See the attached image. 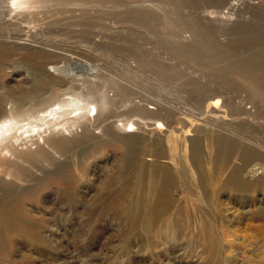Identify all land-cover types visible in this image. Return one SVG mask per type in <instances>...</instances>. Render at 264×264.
I'll use <instances>...</instances> for the list:
<instances>
[{
  "label": "bare ground",
  "instance_id": "bare-ground-1",
  "mask_svg": "<svg viewBox=\"0 0 264 264\" xmlns=\"http://www.w3.org/2000/svg\"><path fill=\"white\" fill-rule=\"evenodd\" d=\"M239 1L0 0L4 31L0 33V264H18L7 244L30 241L51 246L55 238H61L60 222L66 221L79 203L83 209L114 211L125 220L136 213L134 223L142 242L144 237L155 242L184 236L194 242L197 239L206 248V257L212 256L219 243L216 231L220 232L226 222L214 204L221 202L224 192L240 203L249 196L250 204L264 192V16L255 11L251 16L240 14L242 22L236 27L245 38L244 50L218 41L210 43L206 55L199 58L192 46L195 41H190L198 30L188 32L196 26L193 18L164 14L170 17L166 25L184 26L185 33L191 35L174 41L179 56L235 76L225 80L226 75H218L217 88L211 92L200 80L188 83L198 95L193 97L204 116L202 122L191 118L193 114L180 115L170 104L144 96L137 87L124 85L113 76L103 73L98 80L85 77L96 73L88 64L75 61V68L84 75L79 78L74 68L60 65L58 60L65 57L60 49L48 50L41 41L18 42L12 27L38 28L47 19H72L95 13L92 7H107L98 10L101 17L113 15L153 28L158 3L180 6L186 2L203 4L201 20L205 23L201 26L207 31L213 27L212 21L230 23V16L235 15L231 9ZM252 5H261L259 9L264 11V0ZM254 20L263 23L248 26ZM140 55L132 57L139 61L144 58ZM242 87L254 98L251 110L243 99L238 102L232 95V90L242 95ZM204 101H209L207 108ZM160 115L170 121L167 132L164 128V132H155ZM228 117L235 119L229 123ZM235 125L238 129L233 132ZM228 132L236 137H227ZM110 147L116 162L98 168L96 177L88 175L93 161L108 159L102 150ZM99 171L103 173L100 176ZM208 190L212 196H206ZM40 192L47 200L42 207L36 202ZM54 202L57 207L51 206ZM261 202L250 213L264 221Z\"/></svg>",
  "mask_w": 264,
  "mask_h": 264
},
{
  "label": "rangeland",
  "instance_id": "rangeland-1",
  "mask_svg": "<svg viewBox=\"0 0 264 264\" xmlns=\"http://www.w3.org/2000/svg\"><path fill=\"white\" fill-rule=\"evenodd\" d=\"M233 1L229 0V3ZM255 2L257 0H240L238 5L236 4L235 8L231 9L235 15L230 16L232 17L230 23L221 24L220 21H215L214 23L212 21L213 27H207V31L201 26L205 23L201 20V12L204 11L203 4L195 6L185 2L188 4L187 6L185 3L180 6H170L165 3H161L160 5L158 3L159 7H155V9L159 15L157 23L153 28H145L135 22L119 20L113 17V15L105 18L101 17L103 13L98 10H106L108 8L92 7L91 9L95 11L93 14L72 19L67 17H65L66 19L59 17L61 20L58 18L47 19L38 28H31L29 25H24L26 28L14 26L12 27V32L14 33L12 35L18 39L16 40L18 42H22L25 39L29 40H25L28 41L26 43L41 41L45 45L47 44L44 47L48 50H53V48L60 49L59 52L62 51L65 56L58 60L60 65L74 68V70L78 71L74 72L79 78H83L84 75L79 69L75 68L77 66L75 65V61L88 64V67L92 69L91 72L94 71L96 75H98L97 72L99 70V76L89 74V76L85 77L98 80L100 75L101 77L104 74L105 76H113L112 78L115 77V80L117 79L118 82L124 85L137 87L136 90L140 94L149 96L154 100L157 99L156 101L160 100L162 103L170 104L172 108L179 112V114L182 112L184 116L185 114H193L191 118L196 122H202L204 116L201 110H199L198 102L195 100L198 98V95L192 93V87L188 83L193 84L200 80L207 86V91L211 92L217 88V82L220 80L217 78L218 75H226L225 80L228 77L234 78L235 76L219 72L213 66H200L196 62L193 63L188 60L187 57L179 56L174 51V41L186 40L184 35H187L185 33L187 31L182 29L184 26L181 27L178 24L170 26L171 24L166 25V22L170 17L175 18L179 16L182 18L184 16L183 18L185 19L189 17V19L193 18L196 26L188 28V32L193 34L198 30L197 35L194 36L195 38L190 41H198L196 44L195 42L192 43V46L199 58L206 55L209 46H211L209 45L210 43L214 44L218 41H224L229 47L239 48L240 50L241 46L243 49L245 41V38L242 36L243 34L236 27V23L242 22L240 14L244 16H248L247 14H249L251 16L252 11H255L257 14L264 16V11L259 9L262 8V4L260 6L252 5ZM163 5H166L165 8L162 7ZM151 9H153L152 6ZM221 10L224 11L225 8ZM110 13L114 14V9H111ZM164 14L170 17H166ZM186 15L190 16L187 17ZM199 22L200 24H197ZM260 22L263 23L264 20L263 22L251 21L248 23V26L256 27ZM220 25L224 26L226 30L224 31L222 27H219ZM2 26H0V33H4L1 29ZM195 28L196 30H194ZM182 30L184 34L181 33ZM234 31L235 33H233ZM12 32L10 31V33ZM27 33L29 36L26 35ZM190 33H188L189 36H191ZM213 38L214 40H212ZM236 44H240V46L237 47ZM134 54H141L140 56L145 59L136 61V58L133 59ZM148 61L149 63H147ZM21 64L24 65V62H21ZM160 66L164 67L165 72L163 69L162 71L160 70ZM165 68L167 69L165 70ZM181 70L185 73H181ZM183 76L187 79H183ZM212 79L215 80V84L212 83ZM182 80L186 81L183 82ZM242 88V95L233 90L232 95L238 98V102H241L243 99V103L246 107H249L248 110H251V106H254V102L252 101L254 98L253 96L249 97V91L246 88ZM121 99L119 98V100ZM208 102L204 101L205 104L203 106L205 108H207ZM234 119L235 117H228L227 122L231 123ZM169 122V119L160 115L159 126H157L155 132H161L163 128L167 132L165 127H168ZM182 125L180 124L175 129L180 128ZM237 129L238 125L232 127L233 132ZM228 133L227 137H236L233 133ZM113 151L112 147L103 149L102 153L107 154L108 156L104 157L108 159L104 160V163L102 160L98 163L93 161L89 166L90 171L88 175L95 174L96 177L98 168L100 170L110 167L116 160V157H113ZM101 174L103 173L99 171V176ZM87 179L89 178L87 177ZM91 194L96 195V192L91 191ZM206 196H212V192L208 190ZM45 197L44 192H40L36 200L39 207L47 203ZM208 200L210 199H205L206 202ZM260 201H262L261 204H264V192L257 194L256 203L254 204H250V202H253L249 196L242 199L240 203L237 197H230L227 192L223 193L221 202L219 204L215 203L214 207L219 210L218 212H222L226 222L223 223V226L221 225L220 232L216 231V235L219 236V243L215 246L216 248L213 249V254L209 258L205 254L206 248L201 246L197 242V239L194 242L183 236L180 237L181 239L175 238L168 241L162 239L160 241L159 239L155 242H150V239L144 237V241L142 242L139 238L138 228L134 223L137 217L136 213H132L130 218L125 220L121 215L111 210H96L97 207L93 211L89 207L83 209L81 203L76 205V209L71 211V216L66 221L60 222L59 230L61 238H55L53 243L50 244L51 246H45L38 242L20 241L12 245L7 244V249L9 252L11 251L18 264H264V221L254 217V213H250ZM251 205H254V207ZM51 206L57 207V202L51 203ZM242 212H245V214L238 218ZM221 215L218 218H221ZM184 233L187 234V232ZM0 261L3 262L2 259ZM6 263L9 264L8 261Z\"/></svg>",
  "mask_w": 264,
  "mask_h": 264
}]
</instances>
